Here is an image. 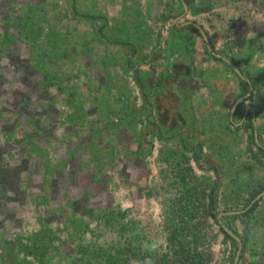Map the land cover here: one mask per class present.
Wrapping results in <instances>:
<instances>
[{"label":"rangeland","instance_id":"obj_1","mask_svg":"<svg viewBox=\"0 0 264 264\" xmlns=\"http://www.w3.org/2000/svg\"><path fill=\"white\" fill-rule=\"evenodd\" d=\"M140 1L0 0V264H182L172 235L202 264L233 263L237 245L210 214L209 181L157 136L166 116L148 120L144 102H117L122 84L138 97L113 42ZM168 1L157 0L152 16L147 0L143 15L160 44ZM201 1L213 9L194 22L237 62L249 59L264 102V0ZM33 26L36 40L26 34ZM6 34L13 42L3 46ZM250 218L245 239L256 247Z\"/></svg>","mask_w":264,"mask_h":264},{"label":"crops","instance_id":"obj_2","mask_svg":"<svg viewBox=\"0 0 264 264\" xmlns=\"http://www.w3.org/2000/svg\"><path fill=\"white\" fill-rule=\"evenodd\" d=\"M149 1L150 14L154 16L159 6L157 0L153 5V0ZM140 3L146 7L141 8ZM140 3L128 5L131 7H128V13L132 15L125 19L122 16L117 21L120 39L113 42L118 45V51L124 50V72L131 75L138 97L137 100L131 98L122 84L121 90L117 92V102H150L152 115L154 112L161 117L166 116V123L159 124L163 133L157 136L167 140L169 149L189 158L188 165L200 175L201 181H209L208 200L215 188L217 203L248 200L252 193L264 186V158L259 156L257 148L250 146V131L237 124L244 122V126L248 119L253 121L251 111L244 120L247 106L256 110L257 128L264 123V102L257 94L256 83L252 98L236 110L232 120L231 109L243 90L239 79L228 68L226 70L223 64L208 56L207 42L202 47L196 34L184 26L185 21L194 22L196 18L207 14L199 13L207 3L200 6L202 1L194 0L193 9L188 7L186 18L176 21L182 16L184 7L177 0L168 1L170 10H173L172 19H169L173 22L172 34L170 38L167 37L169 51L156 39L151 23H145L143 15L148 12L147 0H141ZM167 12L169 10L165 14ZM165 14L160 18H165ZM208 38L214 50H220V42L210 36ZM139 43L144 46L143 56L139 55ZM242 55L239 59L243 58ZM112 81L110 77L106 78V102H109L107 92L112 88ZM260 142L264 146V135ZM217 211L222 213L219 209ZM250 217L249 222L254 223L255 243L259 244L256 247L254 238H251L250 243L245 239L249 230L248 217H232L225 223L235 225L230 227L242 238L241 259L247 256L250 261L256 258L257 263L264 264V198Z\"/></svg>","mask_w":264,"mask_h":264},{"label":"trees","instance_id":"obj_3","mask_svg":"<svg viewBox=\"0 0 264 264\" xmlns=\"http://www.w3.org/2000/svg\"><path fill=\"white\" fill-rule=\"evenodd\" d=\"M185 3L186 5L189 7V8H192L193 9V3H194V0H185ZM212 8L210 7V4H207V6L205 8H201L199 13H203V12H208L210 11ZM173 10H169V12H167V14H165V19H172V16H171V13H172ZM102 19V18H101ZM189 29H191L197 36H199L201 38V34L199 33V31L197 29H195L194 27H188ZM27 36H28V39L30 40H36L37 38L40 37V29L36 26H33L32 29H30V31H27L26 32ZM204 41V40H203ZM13 42L12 41V38L6 34V36L4 37L3 39V46H7V44ZM218 54L222 55V56H225L227 57L228 59H230L232 62H234L238 68H240V70L247 74L248 77L253 80V77L251 75V73L249 71H247V69L243 66V63L246 62V67L249 66V61L248 60H245V61H236L237 59L232 57V56H229L228 54H226L224 51L222 50H215ZM246 53V54H245ZM244 54L245 55H242L243 58H245L248 54V51H246ZM208 56H210L214 61H217L223 65H225L235 76H237L234 71L232 70V68L230 66H228L227 64H225L221 59L213 56L211 53H208ZM237 78L239 79L240 83H241V86H242V92L240 94V96L237 98V100L243 96H245L248 92H249V86L248 84L241 80L238 76ZM264 80V76L260 75V80L261 82H263ZM250 99V98H249ZM236 100V101H237ZM242 105H240L241 107ZM239 108V107H238ZM238 110V109H237ZM141 114L143 115H146V117H148V120L151 119V116H152V110H151V103L150 102H144L143 104V107L141 109ZM150 117V118H149ZM234 123V122H232ZM241 128H245V130L247 131H250V137H249V142H250V146H253L255 148L258 149V154L259 156L261 157H264V150L261 149V148H258L256 143H255V137H254V133H255V129L256 127L254 126V123L251 119H248L247 120V123ZM258 132H259V137H260V141H261V136L264 135V123L261 125V127L258 129ZM142 144H140V148H141ZM251 148V147H250ZM264 191V186L262 188H260L259 190L255 191L254 193H252L249 197V199L247 200V202L245 203L244 205V208H246L249 203L258 195L260 194L261 192ZM193 194V193H192ZM262 201V199L258 202H256V204L247 212L245 213L244 215L242 216H250L251 214H253L259 203ZM209 208H210V214L211 216L216 220V222H218L217 220V214L214 213V211L217 209V199H216V188L213 189L210 194H209ZM236 217H239V216H236ZM224 237L226 238V240H229L231 241L232 243L236 244L235 240H233L227 233H225L222 229H221ZM170 242L171 244L174 246V247H177L176 250L174 251V253L179 257L180 261L182 264H202V261L200 259H198V257L194 254L191 253V251L182 243L180 242L178 239H177V236L176 235H172L170 237Z\"/></svg>","mask_w":264,"mask_h":264},{"label":"water","instance_id":"obj_4","mask_svg":"<svg viewBox=\"0 0 264 264\" xmlns=\"http://www.w3.org/2000/svg\"><path fill=\"white\" fill-rule=\"evenodd\" d=\"M180 2L182 3V5L184 7V12H183L182 16L180 18H178L176 21H179L180 19L181 20H184L186 18V15L189 12V8L186 5L185 0H180ZM184 26L185 27L193 26L195 29H197L199 31V33L201 34V37L203 38V40L208 43L207 44L208 51L210 53H212L213 56L221 59L225 64H227L228 66H230L232 68V70L234 71V73L241 80L245 81L248 84V86H249V92L245 96L239 98L236 101V103L233 105L232 109H231L230 118L233 120L234 115H235V112L238 109V107H240V105H243V103L246 102V100L248 98H250L252 96V94H253L254 86H253L252 80L248 77L247 74L243 73L240 70V68H238V66L234 62H232L227 57L218 54L214 50V48L209 43L208 36L206 35L204 29L200 25H198V24H196L195 22H192V21H187V22H185ZM250 111L253 114V123H254V126L256 127L255 133H254L255 143H256V145H257L258 148H261V149L264 150V146L260 142L259 132H258L257 123H256V116H257V114H256V110H255L254 107L247 106L245 108V111H244V120H246V118H247V116H248V114H249ZM243 124H244V122H241L240 124H237V126H240V125H243ZM263 198H264V191L261 192L260 194H258L249 203V205L246 208H244L242 210H230V211L222 212V213H220L217 216L218 224L220 225L221 229L225 233H227L233 240H235V242L237 244V250H236V253H235V258H234V261H233L232 264H239L240 263V260H241V257H242V253H243V241H242V238L230 226H228L225 223H223L222 218L223 217H236V216L244 215L245 213H247L256 204V202L260 201Z\"/></svg>","mask_w":264,"mask_h":264},{"label":"built area","instance_id":"obj_5","mask_svg":"<svg viewBox=\"0 0 264 264\" xmlns=\"http://www.w3.org/2000/svg\"><path fill=\"white\" fill-rule=\"evenodd\" d=\"M163 27L161 28V30L159 31L160 36H161V41H162V46H165L164 42L167 40V37L169 35L170 30L173 27V22L170 20L168 22H166L164 25H162Z\"/></svg>","mask_w":264,"mask_h":264},{"label":"flooded vegetation","instance_id":"obj_6","mask_svg":"<svg viewBox=\"0 0 264 264\" xmlns=\"http://www.w3.org/2000/svg\"><path fill=\"white\" fill-rule=\"evenodd\" d=\"M187 21H189V20H187ZM187 21H185V22H187ZM185 22H184V23H185ZM190 27H191V26H190ZM192 27H193V26H192ZM185 28H186V27H185ZM258 80H260V77L258 78ZM252 82H253V86H254L255 81L252 80ZM254 89H255V87H254ZM253 91H254V90H253ZM252 95H253V94H252ZM251 98H252V96L250 97V99H251ZM248 99H249V98H248ZM248 99H247V100H248ZM247 100H246V101H247Z\"/></svg>","mask_w":264,"mask_h":264}]
</instances>
